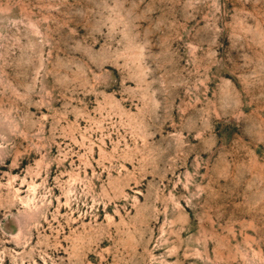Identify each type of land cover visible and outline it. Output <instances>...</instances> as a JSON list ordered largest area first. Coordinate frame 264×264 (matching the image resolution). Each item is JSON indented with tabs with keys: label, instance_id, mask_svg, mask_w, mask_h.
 <instances>
[{
	"label": "rangeland",
	"instance_id": "374dc122",
	"mask_svg": "<svg viewBox=\"0 0 264 264\" xmlns=\"http://www.w3.org/2000/svg\"><path fill=\"white\" fill-rule=\"evenodd\" d=\"M0 264H264V0H0Z\"/></svg>",
	"mask_w": 264,
	"mask_h": 264
}]
</instances>
